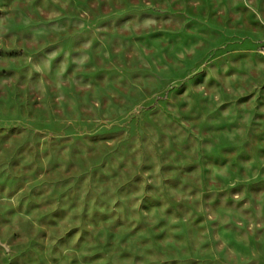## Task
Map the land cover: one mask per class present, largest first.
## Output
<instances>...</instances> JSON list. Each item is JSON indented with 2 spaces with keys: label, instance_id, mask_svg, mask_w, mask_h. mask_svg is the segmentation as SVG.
Wrapping results in <instances>:
<instances>
[{
  "label": "rangeland",
  "instance_id": "obj_1",
  "mask_svg": "<svg viewBox=\"0 0 264 264\" xmlns=\"http://www.w3.org/2000/svg\"><path fill=\"white\" fill-rule=\"evenodd\" d=\"M264 0H0V264H264Z\"/></svg>",
  "mask_w": 264,
  "mask_h": 264
},
{
  "label": "built area",
  "instance_id": "obj_2",
  "mask_svg": "<svg viewBox=\"0 0 264 264\" xmlns=\"http://www.w3.org/2000/svg\"><path fill=\"white\" fill-rule=\"evenodd\" d=\"M262 56L264 57V51L262 52Z\"/></svg>",
  "mask_w": 264,
  "mask_h": 264
}]
</instances>
